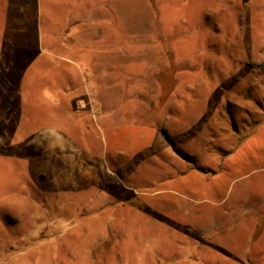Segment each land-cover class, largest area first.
Instances as JSON below:
<instances>
[{
  "label": "rangeland",
  "instance_id": "rangeland-1",
  "mask_svg": "<svg viewBox=\"0 0 264 264\" xmlns=\"http://www.w3.org/2000/svg\"><path fill=\"white\" fill-rule=\"evenodd\" d=\"M0 264H264V0H0Z\"/></svg>",
  "mask_w": 264,
  "mask_h": 264
}]
</instances>
